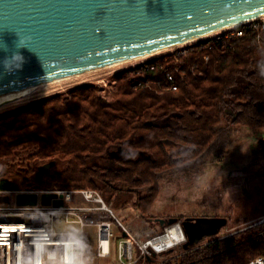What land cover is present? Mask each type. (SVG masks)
Instances as JSON below:
<instances>
[{
  "label": "trees",
  "instance_id": "16d2710c",
  "mask_svg": "<svg viewBox=\"0 0 264 264\" xmlns=\"http://www.w3.org/2000/svg\"><path fill=\"white\" fill-rule=\"evenodd\" d=\"M253 37L200 41L178 56L183 68L170 57L147 62L155 69L124 71L110 101L80 85L67 98L53 95L1 115L0 190L46 189L35 176L55 160L49 184L136 193V207L148 212L164 172L188 170L242 127L264 131V48ZM160 64L175 75L174 90L135 88L139 80L167 85ZM261 254L264 223H256L157 264H247Z\"/></svg>",
  "mask_w": 264,
  "mask_h": 264
},
{
  "label": "water",
  "instance_id": "95a60500",
  "mask_svg": "<svg viewBox=\"0 0 264 264\" xmlns=\"http://www.w3.org/2000/svg\"><path fill=\"white\" fill-rule=\"evenodd\" d=\"M262 13L264 0H0V95L198 39ZM9 201L0 195V202ZM14 201L64 204L54 191L19 192ZM225 223L207 216L181 220L185 251L217 237Z\"/></svg>",
  "mask_w": 264,
  "mask_h": 264
},
{
  "label": "rangeland",
  "instance_id": "374dc122",
  "mask_svg": "<svg viewBox=\"0 0 264 264\" xmlns=\"http://www.w3.org/2000/svg\"><path fill=\"white\" fill-rule=\"evenodd\" d=\"M225 34L226 30L218 31L210 36L193 39L184 44L175 45L169 50H161L117 66L96 68L94 71L81 75L84 80L80 83L53 85L56 90L48 91L45 95L31 94L30 97L26 95L27 97L6 101L5 104L0 105V116L53 95H60L62 99L67 98L70 96V92L80 85H93L105 99L113 100L118 74L127 70H135L139 73L137 69L139 70L147 62L162 63L170 57L173 58V62L178 68H183L187 64L178 58L179 55L188 54L189 50L200 41H208L211 40V37ZM175 71L179 72L177 69ZM154 84L155 81H149L141 87L135 85V88L159 94L165 90L175 89L170 84H167L168 86ZM50 171H52V166L48 170H40V173L35 176V180L46 189L77 190L49 184L47 175ZM100 194L126 227L128 235L131 234L130 237H133L134 257L140 256L141 264L147 261H157L158 263L168 261L186 252L183 246L186 238L170 249L160 252L147 246V251L140 255V246L150 237L163 234L168 226L175 223L180 224L181 220L186 217L224 218L226 223L216 236L246 229L256 223H264V221H259L264 215V131L242 127L227 145L226 139H220L215 146L207 151L206 156L200 162L191 165L188 170L172 169L164 172L158 178L157 193L148 212L143 213L136 207V193L118 194L113 192L107 194L108 197L102 192ZM88 203L89 201L80 193L73 194L69 200L70 205L87 206ZM170 217H176L178 220L172 224H168L166 221L160 223L161 219L167 220ZM61 226V223H56L57 228ZM69 226L70 228L74 227L73 225ZM112 230L111 255L98 257L96 254V227L94 225L85 226L84 231L93 253L92 264H111L118 261L117 243L124 236L121 227L115 222L112 225Z\"/></svg>",
  "mask_w": 264,
  "mask_h": 264
},
{
  "label": "built area",
  "instance_id": "2783aa9c",
  "mask_svg": "<svg viewBox=\"0 0 264 264\" xmlns=\"http://www.w3.org/2000/svg\"><path fill=\"white\" fill-rule=\"evenodd\" d=\"M225 35L211 37V40L217 42L226 38V41L231 38H236L247 33H253L255 44L259 48H264V13L259 16L244 20L242 22L227 26ZM215 31L212 34H215ZM206 35V36H210ZM202 38V37H201ZM210 39V38H209ZM209 59L205 56V60ZM150 62V61H149ZM144 68L155 69V64L149 65L146 63ZM140 67V70L143 69ZM158 68V67H157ZM159 68L165 72V81L172 87L175 82V75L161 64ZM195 69L190 67L189 71L195 73ZM181 77H184L179 73ZM145 81L139 80L138 86H143ZM45 191H54L63 195L64 204L62 206L42 205H19L15 203L14 196L19 192H36L40 195ZM75 193H80L89 201L88 205H70L69 200ZM1 194L10 196L9 202H0V264H16L18 259V249L23 248L31 243L32 237L38 234V230H59L64 231L71 229L69 225L79 227L83 224L84 228L87 225L96 227L98 257H108L111 254V238L113 236L112 225L117 223L122 230L123 238L117 243L118 261L111 264H141L140 256L134 257L132 250L131 234L128 235V230L117 218L113 209L103 200L99 191L84 188L77 190H62V189H23V190H0ZM264 221V215L259 220ZM56 223H61L62 226L57 228ZM141 247L140 255L147 251V247ZM140 249V248H139ZM152 249L156 251L153 247ZM158 252V251H157ZM153 263V264H157ZM146 264V263H143ZM247 264H264V254H261Z\"/></svg>",
  "mask_w": 264,
  "mask_h": 264
},
{
  "label": "clouds",
  "instance_id": "9594fccd",
  "mask_svg": "<svg viewBox=\"0 0 264 264\" xmlns=\"http://www.w3.org/2000/svg\"><path fill=\"white\" fill-rule=\"evenodd\" d=\"M260 67L264 75V64ZM92 260V249L81 224L64 231L38 230L29 245L18 249L16 264H92Z\"/></svg>",
  "mask_w": 264,
  "mask_h": 264
},
{
  "label": "bare ground",
  "instance_id": "6f19581e",
  "mask_svg": "<svg viewBox=\"0 0 264 264\" xmlns=\"http://www.w3.org/2000/svg\"><path fill=\"white\" fill-rule=\"evenodd\" d=\"M211 33H213V32H211ZM211 33L206 34V35H210ZM188 41H191V40H188ZM184 43H186V42H183L181 44H184ZM178 45H180V44H178ZM171 47H173V46H169V47H166V48L161 49V50H166V49L169 50V48H171ZM161 50L153 51V52H150L148 54H145V55H142L139 57H135V58H131V59L115 61V62L107 64L103 67L117 66V65L123 64V63L130 61V60H133V59L146 57L148 55L157 53ZM91 71H94V70L85 71L82 73H76V74L52 79V80H49L46 82L34 84V85L28 86V87L20 90V92L13 91L10 93L1 94L0 95V105L5 104L6 101H9L11 99H15V98L19 99V98L24 97L26 95L28 97H30L31 94L35 95L38 93H40V95H45L48 91L56 90V88H54V86H60V85H62V83H75V82L80 83V82H82V80H84L83 78H81V75H83L85 73H89ZM52 87H53V89H50ZM184 239H185V236H184V233H183V230H182L180 224L175 223V224L168 226L166 231L163 234H157L154 237H150L147 241H144L142 247L151 246L156 251L160 252V251H165L166 249H170V247L181 243V241H183Z\"/></svg>",
  "mask_w": 264,
  "mask_h": 264
},
{
  "label": "flooded vegetation",
  "instance_id": "af4514ba",
  "mask_svg": "<svg viewBox=\"0 0 264 264\" xmlns=\"http://www.w3.org/2000/svg\"><path fill=\"white\" fill-rule=\"evenodd\" d=\"M37 174H39V172Z\"/></svg>",
  "mask_w": 264,
  "mask_h": 264
},
{
  "label": "crops",
  "instance_id": "0c3cea01",
  "mask_svg": "<svg viewBox=\"0 0 264 264\" xmlns=\"http://www.w3.org/2000/svg\"><path fill=\"white\" fill-rule=\"evenodd\" d=\"M111 255V254H110Z\"/></svg>",
  "mask_w": 264,
  "mask_h": 264
}]
</instances>
